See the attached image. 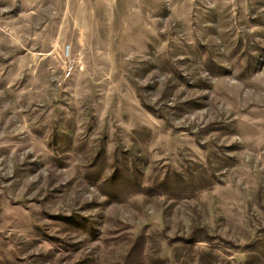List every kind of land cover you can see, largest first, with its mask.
I'll return each instance as SVG.
<instances>
[{"label": "rangeland", "instance_id": "1", "mask_svg": "<svg viewBox=\"0 0 264 264\" xmlns=\"http://www.w3.org/2000/svg\"><path fill=\"white\" fill-rule=\"evenodd\" d=\"M0 264H264V0H0Z\"/></svg>", "mask_w": 264, "mask_h": 264}]
</instances>
